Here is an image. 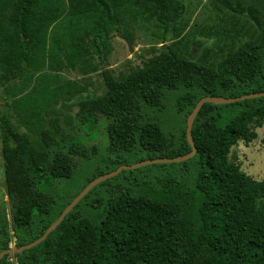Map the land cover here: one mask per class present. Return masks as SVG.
Returning <instances> with one entry per match:
<instances>
[{"label":"trees","instance_id":"trees-1","mask_svg":"<svg viewBox=\"0 0 264 264\" xmlns=\"http://www.w3.org/2000/svg\"><path fill=\"white\" fill-rule=\"evenodd\" d=\"M216 1L247 13L260 40L228 52L217 69L164 45L142 68L119 79L106 63V49L124 11L157 20L168 32L185 11L181 0H0V71L22 75L38 69L45 54L54 66L65 47L72 50L66 56L74 67L75 52L92 44L106 65L107 89L79 101L81 121L97 124L99 115L109 120L106 134L114 152L143 153L147 159L185 155L192 150L187 119L184 129L169 136L160 123L144 120L146 107L163 106L168 93L180 88L177 111L188 115L202 97L264 91L261 11L241 0ZM0 124L20 247L41 237L102 172L97 169L79 191L61 193L56 180L73 176L74 155H86L84 142L65 134L57 116L48 119L35 142L12 123L10 104L0 112ZM263 126L264 97L204 104L192 129L197 146L192 158L130 170L129 178L102 186L95 196L93 188L44 241L15 255L40 250L33 264H264V180L241 170L236 156L230 158L233 145L253 141ZM1 228L0 236L9 235L5 224ZM8 245L4 241L0 252ZM9 258L5 255L0 264H12Z\"/></svg>","mask_w":264,"mask_h":264},{"label":"rangeland","instance_id":"rangeland-1","mask_svg":"<svg viewBox=\"0 0 264 264\" xmlns=\"http://www.w3.org/2000/svg\"><path fill=\"white\" fill-rule=\"evenodd\" d=\"M181 1L185 4V11L176 28H170L168 32L157 20L145 21L135 12L124 11L122 20L110 31L106 49V63L117 78L121 79L131 71L142 68L144 60L159 54L164 45L172 46L181 56L217 69L218 62L228 52L249 40H260L261 32L247 13L232 11L216 0ZM241 1L257 6L264 17V0ZM86 49L82 53L75 52L74 67L70 66L66 56L72 50L65 47L53 62L54 66L50 65L49 55L45 54L40 57L42 66L38 69L30 67L22 75L20 70L13 74L0 71V112L10 104L14 126L29 133L37 142L41 131L48 125V119L57 116L65 134L77 143L84 142L86 155H74L73 176L56 180V187L61 193L66 188L69 193L79 191L97 169L103 175L122 165L131 166L143 161L142 158L147 159L143 153L112 151L106 134L109 120L105 117L97 116L98 123L92 125L81 121L78 115L79 101L102 95L107 89L102 74L106 65L92 44ZM182 91L180 88L169 92L163 106L157 108L159 110L146 107L143 111L144 120L160 123L169 136L176 135L180 128L184 129L188 114L178 113L176 107L177 97ZM256 132L258 137L253 141L247 143L240 140L233 145L230 158L236 156L241 170L257 180H264V126L257 128ZM2 148L0 124V229L5 224L9 232V235L0 236V246L7 241L9 247H18L14 230V204L5 184ZM120 161L123 164L116 168ZM138 168L124 169L119 176L96 185L93 195L102 186L129 178L132 173L130 170ZM46 193H50L48 188ZM26 253L21 257L10 255L8 261L12 264H33V258L40 256V250Z\"/></svg>","mask_w":264,"mask_h":264},{"label":"water","instance_id":"water-1","mask_svg":"<svg viewBox=\"0 0 264 264\" xmlns=\"http://www.w3.org/2000/svg\"><path fill=\"white\" fill-rule=\"evenodd\" d=\"M130 49H131V51H133V48L131 46H130ZM258 97H264V91L248 93V94H244V95L239 96V97H223V96H216V97L206 96V97H202L197 102V104L195 105V107L193 108V110L191 111V113L187 117L186 135H187V139H188L189 144L192 146V150L189 153H187L185 155L177 156V157H159V158H154V159H146V160L140 161L139 163H137L135 165H131V166L122 165V166H120L119 168H117L116 170H114L112 172H109L107 174H103V175H100V176L96 177L89 184H87V186L78 195L75 196V198L62 211V213L60 214L58 219L48 227L46 232L41 237L35 239L32 242L24 244V245H22L20 247H9L8 249H5V250L1 251L0 252V260L7 254L13 255V254H16V253H22L23 251L31 249V248L37 246L42 241H44L47 238V236L54 229H56L60 225V223L72 211V209L96 185H98L99 183H101V182H103V181H105V180H107V179H109L111 177H114V176L118 175L122 170L138 168V167H142V166H146V165H150V164L178 163V162L186 161V160L192 158L197 152V146L195 145V142H194V139H193V136H192V129H193L196 117L198 116V114L201 111V109L204 106V104H206V103L230 104V103H235V102H238V101H243V100H246V99H253V98H258Z\"/></svg>","mask_w":264,"mask_h":264}]
</instances>
